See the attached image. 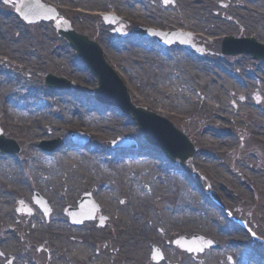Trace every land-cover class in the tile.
Here are the masks:
<instances>
[{"label":"rangeland","instance_id":"374dc122","mask_svg":"<svg viewBox=\"0 0 264 264\" xmlns=\"http://www.w3.org/2000/svg\"><path fill=\"white\" fill-rule=\"evenodd\" d=\"M4 1L6 0H0V85L3 83L1 89L4 90L0 96V127L7 139L19 144L20 152L7 155L0 150V211L5 210L0 219V264H7L9 258H13L15 264H92L94 261L95 264H250L249 257L245 255L249 248L257 251L259 258L264 257V221L260 209L263 198L252 188L251 181L242 175L245 172L254 174L264 169V143H259L249 133L253 129H264V73L259 72L264 71V59L256 60L254 56L246 54L222 55L221 41L227 36L240 39L249 37L264 46V39L258 37V34H244V25L257 27L255 19L259 14L263 20L264 0H175L177 6L170 12L174 13L173 17L154 19L164 23L174 21L182 29L186 27L188 30L207 33L205 37L209 35L213 39L207 41L197 38L209 51L202 57L194 52L181 50L183 47L178 45L165 48L155 43V39L148 38L144 41L143 37L132 33L127 37L116 36L113 26L106 24L100 16H91L92 9L104 4L95 5V2L105 0H45L60 9L61 16L68 19L77 33L94 40L100 48L101 42L107 44L120 57L119 64L113 65L115 62L111 63L109 60L107 64L120 82H126L125 86L135 106L166 118L177 130L186 134L197 151L194 158L183 166L180 160L174 165L156 145L150 143L139 123L122 109L96 99L97 77L51 23L25 24L14 10L17 3L10 1L7 5ZM157 8L162 10L158 5ZM201 9L206 13L194 15ZM80 10L84 13H78ZM226 12L234 13L235 19ZM128 20H131L130 16L120 21L129 23L126 29L133 32L136 27ZM138 44L145 45L142 47L145 50H150L151 47V52L139 49ZM237 46L243 47L241 44ZM143 59L147 61L144 62ZM125 63L132 70L131 76H126L121 71ZM50 74L70 83L71 89L47 87V77ZM256 74L261 77L255 76ZM15 84L20 89L16 93L12 90ZM157 88L160 93L153 92ZM33 89L37 91L40 100L36 101V97L34 98L38 110L36 118L41 119V123L33 124V128L36 125L38 128L30 130V117L19 110L18 106L25 109L33 107L29 105L31 98L28 96ZM140 92L150 93L156 103L165 100L164 98L168 99L169 95H173L174 100L178 101L180 99L177 95L192 94L198 101L191 103L189 108L197 114V118L181 116L179 105L169 101L170 108L166 107V110L159 106L153 107L143 100ZM208 98L212 99L214 107L211 109L215 110V115L212 120L204 122L207 116L205 101ZM125 107L127 104L124 102L122 108ZM91 115L103 118L105 124L101 123L99 127V124H93L95 129L90 131L78 127L76 123L87 120ZM210 131L217 138L233 141L229 153L218 155L210 148L202 138L205 132ZM75 134L89 136L86 147L70 146L71 148L54 153L43 150L44 144L57 146L60 141L70 145ZM119 140L133 142L137 146L136 150L128 148V151L123 152L124 149L113 148V143ZM68 149L82 153L78 157L67 158L72 172L62 169L65 159L63 152ZM127 152L128 154H124ZM204 158H214V162L218 164L217 170L204 167ZM194 160L195 163L192 164ZM125 161H134L132 167L135 169L130 170L124 164ZM38 170L42 172L38 181L47 180L50 173L55 172L60 176L55 174L56 177L49 181L63 180L70 182V185H77V188L86 187L77 191L74 206L88 193L97 197L102 215L109 219L100 230L103 240H95L93 245L89 244L88 237L92 228H97V221L83 225L87 230L86 233H81L83 241L75 237L66 240L61 238L65 234L56 229L49 230L42 236L37 233L40 226L50 228L52 215L49 219L36 216L41 223L38 226L32 221L40 213L38 209L34 216L17 214L18 201H25L33 206L30 197L37 184L34 175ZM73 174L82 176H69ZM227 176L234 181H229ZM156 180L161 186L156 191H148V185L155 186ZM215 180L221 182V186L216 185ZM192 181L200 183L193 187L194 192L188 187V183ZM238 185L247 193L243 202H235L233 191H238ZM195 188L200 196L196 194ZM66 190H61L60 195L68 196ZM106 191L107 196L103 195ZM187 191L198 197L204 204L203 211L206 213L209 210L207 203H210V208L215 213L211 217L214 224L210 222L208 231L200 229L182 233L180 228L174 229L170 238L166 239L162 233L166 226L162 215H175L172 211L179 209V201L184 199ZM192 204H196V200ZM198 210L197 208L196 211ZM63 211L54 210L66 221L67 226L64 228L69 229L72 225ZM52 212L53 210L51 214ZM5 215H14V220H6L8 217L4 219L2 216ZM126 216L137 217L147 228L156 226L155 235L150 237L152 243L130 252L128 248L125 249L127 229L124 228L123 219H127ZM232 225L240 227L236 232L239 236H244L243 242L228 239L230 235L225 229ZM41 232L39 229V233ZM202 235L212 240L210 248L202 253L188 254L176 246V241L181 237ZM45 236L49 241L43 239ZM160 237L162 242H159ZM157 238L159 239L155 240ZM74 239L77 244L83 245H80L77 253L68 254L62 248L63 241L74 243ZM215 243L217 247H214ZM155 248L163 256L158 263L152 257ZM222 254L227 258L224 259Z\"/></svg>","mask_w":264,"mask_h":264},{"label":"bare ground","instance_id":"6f19581e","mask_svg":"<svg viewBox=\"0 0 264 264\" xmlns=\"http://www.w3.org/2000/svg\"><path fill=\"white\" fill-rule=\"evenodd\" d=\"M109 6L113 7L114 5L111 4ZM226 13H227V15H229L230 17H233L235 19L234 13H232V12H226ZM101 14H105V13L101 12ZM194 15H200V14L195 13ZM259 16H260V14L255 19V21L258 25L257 27L255 25H251V24L249 25V27L247 25H244V34H246V35L251 34V33L258 34L259 35V36L257 35L258 37L264 39V17L262 20V19H260V17H262V16H260V17ZM142 23H144V22H142ZM208 25L215 26V24H208ZM211 28H213V27L211 26ZM203 29L205 30V28H203ZM198 32H200V34H202V35L203 34L207 35V33H205L202 30H199ZM200 34H197V35H200ZM207 37H209V35ZM210 38L213 39L212 37H210ZM217 40H219V39H217ZM102 47L104 49L105 56L108 60H111V61L115 62L116 64H118L120 62V57L118 55H115L114 50L111 47H108L107 44H103ZM143 61L146 62L147 60L143 59ZM122 70L126 76L127 75L131 76L132 70H131V68H128L127 63L122 65ZM202 73H204V72H202ZM257 76L261 77L260 75H257ZM262 76H264V75H262ZM207 77L208 76H206V78ZM173 83H178V82L173 81ZM1 85H3V83ZM1 85H0V96L2 95V93L4 91L3 89H1V87H2ZM12 90H15V93L17 92L16 90H20L18 87V84H15ZM153 92L154 93L155 92L160 93L159 88L153 90ZM140 94H141V97H143V100L148 102L153 107L159 106V108L162 107L163 109L166 110V107L170 108L169 103L167 102V101H169L173 104L179 105L178 110H181V112H182L180 114L181 116L192 118V119L197 116V114L194 113V111L191 108H189L191 103L193 104L196 101H198L192 94L177 95L180 99L178 101L174 100L173 95H169L168 99L164 98L165 100H162L161 102H157V103L154 101V99L150 95V93L140 92ZM28 96L31 98L29 105H32L33 107L30 106L28 109H25L24 107L18 106V108H19V110L24 111L25 114H27L30 117L28 123L31 125L28 126V129L35 130L38 128V126L36 125L33 128V124L41 123V119L36 118L38 110L35 107L36 104L34 102V98L36 97V101H40V100H39V96H38L37 91L34 89L31 91V93H29ZM155 97H158V96H155ZM15 101H17L16 103H18V100L16 97H15ZM211 103H212V99H210V98H208L205 101L204 110H206L205 115H207V116L204 119V122L212 120L213 116L215 115V110L211 109V107H214V105H212ZM40 113L38 115H41ZM200 114H202V113H200ZM92 116L93 115L88 116L89 118L83 122L80 121L78 123H76V122L75 123L78 125V127L84 128V129L89 130V131L94 130L95 125H97V124H99V125H97L98 127L100 126L101 123H102V125L105 124V122L102 120L103 118H94ZM47 121H48V118H47ZM93 124H95V125H93ZM98 127H96V128H98ZM210 133H211V131L205 132V134H203V136H202V138L208 142L210 148H213L215 150V152H217L218 155H222L224 153H229L230 152L229 148H230V146H232L231 144H233V141L231 139H224L222 137L217 138L216 136H214L213 134H210ZM249 133L253 139L258 141L259 143H264V129H262V130L253 129L252 132H249ZM218 139L223 140V141H218ZM62 150H64V149H62ZM73 151H75V150L71 151L70 149H68V150H65L63 152L65 159H64V163H62V169L65 171H68V172H72V170L70 169L71 165H70V162L68 161L67 158L78 157L80 154H82V153H80V151L79 152H76V151L73 152ZM213 159L204 158L202 161L204 162V167L208 168V170L212 169V170L216 171L218 168V164H216ZM192 162H193L192 164H194L195 160ZM124 164H127L130 167L129 168L130 170L135 169V167H132V165H134V161H131V163H129L128 161H125ZM88 171H90V170H88ZM13 173L16 176L15 172H13ZM41 173L42 172H40L38 170L34 175V177L37 180V184L34 188L37 191L41 192L46 198L50 199L49 203H50V207L53 210V215H52L51 222H50V225H51L50 228L47 229L43 226H40V228L38 227V229L36 230L37 233L42 236L44 233L49 232V230L56 229V230H59L65 234L64 237H61L63 239L67 240V239H70L71 237L81 239L83 236L81 234L82 231H85V233L87 232L86 227L81 228L80 233L78 232V229H75L73 227H69V229H65L64 227L67 226L66 221L58 215L59 212L57 214L54 212V210L56 209V211H58V209H60L61 211H63V209L66 207L65 206L66 204L74 205L73 202L75 201V198L78 195L77 191L78 190L81 191L86 187L80 186L77 188V185H72V184L70 185V182L66 183L63 180H59V181L57 180L56 182L49 181V180H52L53 178L56 177L57 174L55 172L50 173V177L47 180L38 181ZM245 173H247V174H245ZM245 173L242 174L243 177L246 178L247 180L249 179L251 181L252 188L254 187L256 189L258 195L262 196V198H263L262 206L260 209L262 210V214H261L262 215V221H264V169H260V170L256 171L254 174H252L250 172H245ZM66 174H68V173H66ZM58 175L60 176V174H58ZM174 175L176 176V173ZM69 176L78 177V176H82V175L79 174L78 176H76V174H73V175H69ZM86 176L88 177V175H86ZM227 179L229 181H234L229 176H227ZM215 183H217L216 185L221 186V182H217V180H215ZM197 184H200V183H197ZM197 184L194 181H192V182L188 183V185H189L188 187L191 189L192 192H194L193 187L199 186ZM160 186H161L160 182H158L156 180L155 186L148 185V191H150V192L156 191V190H158V188ZM67 188H68V190H66ZM57 189H58V191H56ZM63 189L66 190L65 192L68 196L63 197L60 195V191ZM143 189H145V188H143ZM221 189L222 188H220V190ZM237 190L238 191H235V190L233 191V194L236 196V199L234 198L235 202L239 201V200H241V202H243L244 200H242V199H246L247 193H245L246 191L244 192L243 188L240 185H238ZM195 191H196V194H198L200 196V194L197 192L196 188H195ZM220 192H222V191H220ZM145 193H146V191H145ZM222 193L224 194V192H222ZM105 194L107 196V191L103 192V195H105ZM150 194L151 193H148V195H150ZM194 195H195L194 193L187 191L186 195L183 196L184 199H182V201H179V203H180L179 209L176 211H172V214H175V215H173V216L170 215L171 217L167 216L168 213L162 215L164 218V222L166 223V226H164V229H162L163 230L162 233H164V236H166L165 237L166 239L170 238L171 232L174 231V229L180 228V231L182 233L190 232L193 230H200V229H202V230L205 229L206 231H208V228L210 229V222H211V224H214L211 221V217L215 216V213L212 212L213 209L210 208L211 207L210 203H207L209 210L206 213L203 211L204 204L198 199V197L196 195L195 196L197 198L195 199ZM237 198H239V199H237ZM105 199H107V197H105ZM186 200L188 203L185 202ZM194 200H196V204H192L194 202ZM231 201L233 202V199H231ZM25 207L26 206H22L21 210L25 209ZM197 208L199 209L198 211H196ZM115 209H117V207H115ZM4 211L5 210L0 211V219H2L1 215L4 214ZM17 214L19 216H21L22 212H20V213L18 212ZM60 215L62 216L61 213H60ZM2 217L4 219L8 217V219H6V220H9V221L14 220V215H8V216L5 215ZM126 218L127 219H123V223H124V228L127 229V232L125 235V240H126L125 249L128 248L127 249L128 252H130V250H132V249H139L140 248L139 246H142L144 244L147 245L149 243H152V240L150 237H153L155 235L156 226L151 225L150 227L148 226V228H147L144 226L145 224H143L142 221L140 222L138 220L137 217L133 218L132 216H126ZM32 221H34L36 224H38V226L41 225L39 218H36V217L32 218ZM34 228H37V226H34ZM39 229H41V231H42L41 233H39ZM237 229H240V227L238 225H234V226L232 225L231 227L226 228L225 230L230 235V237L228 239L237 240L236 242L241 243L244 240V238H243L244 236L243 235L239 236L236 232ZM166 231H168V232H166ZM77 232H78V234H75ZM93 232L97 233V234H93ZM165 232H166V235H165ZM85 233H83V234H85ZM123 233H124V230H123ZM103 238H104V236L101 234V231L98 228H92V232L90 233V235L88 237V239H90V242L92 244L94 243L95 240L100 241V240H103ZM123 238H124V235H123ZM160 238L161 239L159 242H162V237H160ZM43 239H45V241H49V238L46 236ZM158 239L159 238H157L155 240H158ZM74 240H76V239H74ZM63 242L64 243L62 244V248L66 249L68 254L77 253V251H79L78 249L81 248L80 245H83V244H77V243H69L66 241H63ZM72 242H75V241H72ZM117 244H118V242H117ZM238 246H239V244H237V247ZM249 249H247L245 251V255L249 257L248 260H249L250 264L251 263H253V264H264V262H263L264 257L261 256L262 258H259V255H257L258 254L257 251L251 250V249L249 250ZM221 256L224 259L227 258V256L225 254H222ZM170 261H172V260H170ZM95 263H96V261H94L92 264H95Z\"/></svg>","mask_w":264,"mask_h":264},{"label":"water","instance_id":"95a60500","mask_svg":"<svg viewBox=\"0 0 264 264\" xmlns=\"http://www.w3.org/2000/svg\"><path fill=\"white\" fill-rule=\"evenodd\" d=\"M33 8H36L35 6ZM39 8V7H38ZM26 19L29 21V22H36L37 20H40L41 17H39V15L35 16L34 14H30V12H28V16L26 17ZM67 38H69L71 41H73V45L75 46V48L77 49V52L79 53V56L80 57H84V54H83V50H82V47L83 46H87V45H91V43L87 42L86 40H84V38L82 37H78V36H74L69 34V36H66ZM232 42H234L233 39H231ZM246 43V42H244ZM95 46V45H94ZM96 47V46H95ZM95 69V67H94ZM96 70V69H95ZM101 80H103V77L100 76ZM59 80L56 79V78H52L50 77L49 79V83L52 84V83H55V82H58ZM105 86H110V88L112 89V94L116 97H123L125 93L123 94H120V90L117 89V88H113V84L111 83H105ZM114 89L116 92H114ZM156 120H159L161 121L162 123L168 125V129L170 130V133H171V138L176 142V144L178 145L176 148L174 146H170V145H167V144H157L159 147H161L164 151H168V155H173L174 154V151H177V149H179L180 147L182 148H185L187 149L190 153H193V149H192V146H190V143L188 142L187 138L180 132H178L177 130H175L173 128L172 125L170 124H167L166 122H164L163 120H160L159 118H156ZM143 130L145 132H149V129L147 128V126H142ZM1 134V133H0ZM3 138H0V141L2 140ZM11 144L15 145L14 142H10ZM168 143V142H167ZM174 149V151H173ZM172 151V152H171ZM172 158H174L173 156H171ZM183 160H186V157L183 158ZM198 240L197 239H194V241L191 243V245H182L183 246V249H186V250H189V251H197V250H200L201 247L200 246H193ZM185 243V242H184ZM183 244V243H182Z\"/></svg>","mask_w":264,"mask_h":264}]
</instances>
